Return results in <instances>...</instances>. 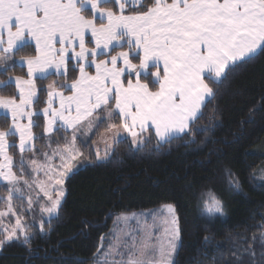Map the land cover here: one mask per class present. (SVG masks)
I'll list each match as a JSON object with an SVG mask.
<instances>
[{
    "label": "snow or ice",
    "instance_id": "1",
    "mask_svg": "<svg viewBox=\"0 0 264 264\" xmlns=\"http://www.w3.org/2000/svg\"><path fill=\"white\" fill-rule=\"evenodd\" d=\"M33 43L34 55L20 57L27 72L14 78L17 95L0 96V110L11 117L8 130H0V182L8 186L7 196L0 197L7 205L0 218L16 217L14 225L0 231V248L14 240L25 246L31 243L29 225L12 203L14 197H24L21 183L43 192L47 203L42 213L49 218L58 215L65 181L84 157L77 147L81 128L92 131L106 120L104 131L113 143L130 137L137 149L153 136L160 147L190 135L203 108L215 99L208 81L223 83L229 72L251 62L257 53L264 55V0H0V69L7 71L12 54ZM72 61L79 74L68 83ZM53 73L65 82L47 86L43 132L71 129L72 135L53 153L59 156L58 165L47 154L44 164L29 162L33 171L44 170L46 177L30 183L23 173V153L32 151L33 129L39 126L33 119L40 116L33 110L39 101L36 80ZM10 81H0V87L10 86ZM9 136L19 137V175L13 170L9 148L16 145L10 144ZM111 151L105 141L103 155L95 148V159L106 161ZM228 175L230 186L240 191V182L230 171ZM204 195V209L223 215L216 194L209 190ZM28 204L30 208L31 197ZM142 215L151 222L138 220L137 228L101 237L93 264H174L182 232L175 206L165 204L160 213ZM259 239L260 259H255L254 249L245 248L237 255V264H243L245 255L252 264H264V233Z\"/></svg>",
    "mask_w": 264,
    "mask_h": 264
},
{
    "label": "trees",
    "instance_id": "2",
    "mask_svg": "<svg viewBox=\"0 0 264 264\" xmlns=\"http://www.w3.org/2000/svg\"><path fill=\"white\" fill-rule=\"evenodd\" d=\"M12 55L8 70L0 69V81L26 76L16 61L34 55V48ZM76 75L70 63L67 82ZM53 81L58 87L65 79L53 74L36 80L39 101L34 111L44 108L47 86ZM208 82L216 91L215 99L183 138L157 147L153 136L139 149L128 139L121 140L113 145L108 160L96 162L92 145L105 129L101 124L80 146L89 161L65 181L58 215L44 222L43 232L29 230L30 246L18 241L5 244L0 264H91L115 216L163 204L175 206L182 229L174 264H233L230 242L258 235L264 222V184L252 178L264 165V55L257 53L251 62L229 72L223 83ZM9 84L0 87V96L16 95L15 86ZM33 119L39 125L33 129L37 150L45 140L44 120L41 115ZM10 124L11 119L0 114V130L7 131ZM8 139L16 145L9 148L16 160L17 138ZM229 171L240 182V191L230 186ZM209 190L221 200L223 215L209 218L201 211Z\"/></svg>",
    "mask_w": 264,
    "mask_h": 264
},
{
    "label": "rangeland",
    "instance_id": "3",
    "mask_svg": "<svg viewBox=\"0 0 264 264\" xmlns=\"http://www.w3.org/2000/svg\"><path fill=\"white\" fill-rule=\"evenodd\" d=\"M125 50H127V49L125 48ZM16 63L18 66L23 67L25 69V71L27 72L26 64L21 65L20 60H17ZM71 63H72V68H74L75 61H72ZM91 71L94 72V69H92ZM75 72H77V75H76V77H77L79 74L78 69H76ZM53 74L55 75V73H53ZM11 78H12V81H10L9 83H11L13 86H15L14 78L13 77H11ZM37 79H39V78H37ZM8 81H9V79H8ZM61 83H64V82L62 81L59 84H61ZM59 84H58V87H59ZM15 91H16L15 93L17 95V90H15ZM64 91H66V90H64ZM65 94L67 95L69 93L65 92ZM45 104H46V101H45ZM56 104L58 105V102ZM0 114L6 115L7 117H9L11 119L10 114H6L2 110H0ZM22 122L26 123V120H23ZM106 123H107V121L105 120V123H104L105 127H106ZM43 125H44V122H43ZM100 127H102L101 124L99 125L98 128H100ZM98 128H94L92 131H88L86 128H81L80 131L77 133V137H78L77 138V147L84 153V157L77 164V168L74 171H76L79 167H82L83 165H85L86 162L89 161V160H86V158H85V155L87 157V154H88L87 151H83L82 150L83 148L81 149L80 146L86 145L88 142V138ZM55 131H56V129L54 128L53 132L51 134H46L43 132V134H44L43 136L45 138V140L42 143L43 148L33 150L34 149V145H33L32 151H27V152H29V155H27L26 152L23 153V157H24L23 173H24L25 179H28L30 183L33 181V179H35L37 181L46 180V177L44 175V170L33 171L32 167L29 165V162L31 160L35 159V160H37L38 164H44L46 162L45 161V154H47L48 156H52L51 162L53 164L58 165L60 163L59 156H53V153L58 149V147L62 148L64 146V144L66 142V138L69 140L71 139L72 130L70 129V130H67V132H65L63 129H60L56 133H55ZM124 136L127 137V134H124ZM127 139L129 141L131 140L130 137H127ZM105 141H107V143L111 144L112 147L115 144L111 140V134L103 131L100 134V136L98 137V139L96 140V142L92 145V151H93L94 157H95V148L97 146L101 150V155H103ZM17 151H18V148H17ZM20 158H21V153H19V151H18V155L16 156V160H13V162H14V169L13 170L16 171L18 175L20 174ZM95 161L101 162V161H97V160H95ZM252 178L257 184H264V165L252 173ZM7 187L8 186L5 182H0V197H6L7 196ZM20 187H21V190L24 192V197L22 199H17L14 197L12 203H13V206L15 208V211L23 218L22 222L25 223L26 225H29V230L36 228L39 231H41L40 230L41 221L43 220L44 222H47L49 219L55 217L56 215H53L51 218H49L47 213H42L41 207L46 205L47 199L44 196L43 192H41L38 187L33 185V187L30 189V188L26 187L23 183H21ZM29 197H31V200H32V204H31L30 208H29V204H28ZM63 198H62V200H63ZM62 200H61V202H62ZM163 205H165V204H163ZM163 205L156 207V208H153V209L145 210V211H138V212L120 214L118 216H115V218L112 221L110 229L102 237L111 238L109 235L110 233L118 232L121 229L130 230L133 228H137V221L138 220L143 222L147 218L149 223H150L151 217H146L145 215H142V214L160 213L162 208H163ZM6 208H7V205L4 204L3 202H0V211L6 210ZM216 215L220 216V214H216ZM124 218H127V219H124ZM15 221H16V217L12 216L11 214H9L6 217L0 218V231H2L4 227H10L11 225H14ZM262 225H264V222L262 223ZM261 233H264V227L261 228V231L258 235H255V237H257L255 242H253V239H252L254 236H251L250 238H248V237L242 238L240 241L234 240V241L230 242V250H231L230 252H232L234 254L236 253V255L233 254V256H234V260H233L234 263L233 264H237L236 257L245 248L254 249L256 252L255 259L256 260L260 259L259 253L262 249H261V241H260L259 237H260ZM0 239H3L2 235H0ZM100 243H101V239H100ZM100 243H99V245H100ZM104 243H105V245H107V240H105ZM0 250H1V248H0ZM175 254H174V256H175ZM173 260H174V257H173ZM91 264H93V261L91 262ZM243 264H252V258L249 257L248 255H245L243 257Z\"/></svg>",
    "mask_w": 264,
    "mask_h": 264
},
{
    "label": "clouds",
    "instance_id": "4",
    "mask_svg": "<svg viewBox=\"0 0 264 264\" xmlns=\"http://www.w3.org/2000/svg\"><path fill=\"white\" fill-rule=\"evenodd\" d=\"M201 211L203 212V214L209 218H212L214 216H216V214L218 213H215V212H208L206 209H204V207L202 206L201 208Z\"/></svg>",
    "mask_w": 264,
    "mask_h": 264
},
{
    "label": "crops",
    "instance_id": "5",
    "mask_svg": "<svg viewBox=\"0 0 264 264\" xmlns=\"http://www.w3.org/2000/svg\"><path fill=\"white\" fill-rule=\"evenodd\" d=\"M89 11H90V9H89ZM127 14V13H126ZM5 39H6V34H5ZM33 48H34V43L31 45ZM20 60V59H19ZM46 101H47V99H46ZM45 106H46V104H45ZM54 106H57L58 107V105L57 104H55ZM40 115L43 117V114H42V111L40 112ZM43 120H44V118H43ZM44 124H45V121H44ZM70 130V129H69ZM16 138H17V148H18V151H19V153H20V150H19V147H18V145H19V137L18 136H16ZM156 139V138H155ZM27 152V151H26Z\"/></svg>",
    "mask_w": 264,
    "mask_h": 264
}]
</instances>
